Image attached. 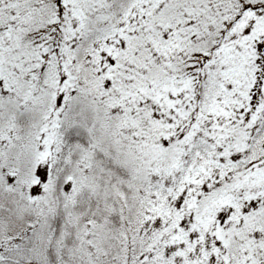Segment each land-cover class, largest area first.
Wrapping results in <instances>:
<instances>
[{"label": "snow or ice", "instance_id": "snow-or-ice-1", "mask_svg": "<svg viewBox=\"0 0 264 264\" xmlns=\"http://www.w3.org/2000/svg\"><path fill=\"white\" fill-rule=\"evenodd\" d=\"M0 264H264V0H0Z\"/></svg>", "mask_w": 264, "mask_h": 264}]
</instances>
